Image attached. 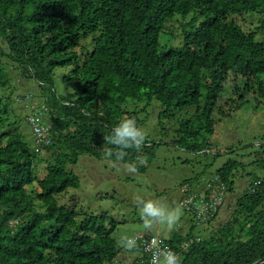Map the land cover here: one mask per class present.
Masks as SVG:
<instances>
[{"label":"trees","instance_id":"16d2710c","mask_svg":"<svg viewBox=\"0 0 264 264\" xmlns=\"http://www.w3.org/2000/svg\"><path fill=\"white\" fill-rule=\"evenodd\" d=\"M192 12L181 44H162L164 22ZM245 14L259 15L260 24L244 29L237 17ZM263 30L264 0H0V264L116 263L121 250L112 236L115 221L107 226L105 214L79 220L74 209L59 204L58 195L81 184L70 166L81 155L99 158L113 147L103 138L121 120L132 117L139 124L136 112L124 107L129 100L156 99L163 116L186 110L177 145L202 151L222 118L217 115L228 113L224 91L264 99ZM58 67H70L63 79L75 83V98L53 90ZM13 69L34 79L41 95L53 91L37 99L39 107L47 104L40 121L51 132V143L40 151L18 127L22 119L12 103L32 92L13 100V91L7 92ZM125 151L120 162L144 169L136 162L139 151ZM38 160L47 161L43 177L36 174ZM259 160L264 167V156ZM240 164L229 159L216 171L230 192ZM250 176L229 218L209 235L167 239L174 250L188 243L181 264H253L264 258V176ZM34 183L40 189L35 196L27 188ZM193 216L192 228L200 226ZM137 248L141 256L134 264L145 256Z\"/></svg>","mask_w":264,"mask_h":264},{"label":"rangeland","instance_id":"374dc122","mask_svg":"<svg viewBox=\"0 0 264 264\" xmlns=\"http://www.w3.org/2000/svg\"><path fill=\"white\" fill-rule=\"evenodd\" d=\"M193 16L192 12L186 16L175 14L168 18L160 33L161 43L167 46L180 45L183 32L191 28L190 21ZM237 20L246 30L260 24L259 15L245 14L238 16ZM260 33L258 37L263 38L264 30ZM0 44L4 46L1 38ZM69 70L70 67L56 68L53 90L58 95L75 98V83L63 79ZM9 76L10 89L7 92L13 91V100L19 92L30 91L36 99L44 101V96H50L53 92L46 90L45 95H41L35 80L24 77L20 70L13 69ZM233 77V75L230 77L229 84ZM222 94L224 111L228 113L225 116L217 115V118H222L215 126V133L209 138L210 143L202 151L194 152L177 145V128L179 121L187 117L186 110L174 111L163 116L164 107L156 99L129 100L124 107L136 112L140 119L138 126L147 133L146 142L140 149L139 159L136 161L138 163L142 159L144 163L138 164L144 165V169L137 167L136 172H130L126 168L129 163L112 160L105 154L99 158L81 155L78 163L70 166L79 175L81 184L78 188H69L58 195L59 204L74 209L79 220L91 214L98 216L105 214L107 226L111 227V220L115 221L116 228L112 236L121 251L114 264H134L141 255V250L137 247L127 251L120 246L122 236H132L138 231H150L165 239L173 234L193 233L203 237L209 235L229 218L237 197L250 186L252 181L250 175L254 173L260 177L264 176V167L259 160L264 156V99L253 93H246L244 98H240L239 94L233 96L231 91H224ZM24 105L16 101L12 103L15 113L22 119L18 125L19 130L33 147L35 143L33 130L25 120V116L31 113V110ZM192 110L190 109V112ZM45 153L40 152V155L46 156ZM229 159L241 163L235 171V186L232 192L227 190V186L220 179H214L217 169ZM46 165L47 161L38 160L36 174L39 177L44 176ZM196 181H201L202 184L207 181L205 191L199 187L195 188L197 195H209L212 190L224 185L226 200L215 220L192 228L190 213L181 207L179 199L182 194L192 195ZM209 182L213 184L211 188L207 186ZM27 188L33 196L40 191L36 183ZM184 188L185 192L182 193L181 189ZM149 199L163 202L169 207L177 205L181 207V218L173 230H168L163 225H156L151 230L145 228L140 215L139 201ZM36 203L38 209H44L42 202ZM228 205H231L230 208Z\"/></svg>","mask_w":264,"mask_h":264},{"label":"clouds","instance_id":"9594fccd","mask_svg":"<svg viewBox=\"0 0 264 264\" xmlns=\"http://www.w3.org/2000/svg\"><path fill=\"white\" fill-rule=\"evenodd\" d=\"M103 139L105 145L113 146L105 147V155L109 158L115 156L116 161H123L127 155L126 149L135 148L140 151L146 142L147 133L137 125L135 118L129 117L121 120L112 129V133ZM138 163L142 164L144 161L141 159ZM137 167L136 163L126 165L130 172H136ZM139 205L141 219L147 230L153 229L156 225H163L168 230H173L182 215V209L179 205L169 207L163 202L151 199L141 200ZM120 246L131 251L137 247V241L132 236H122ZM150 264H181V260L179 255L170 249L156 247L152 250Z\"/></svg>","mask_w":264,"mask_h":264},{"label":"built area","instance_id":"2783aa9c","mask_svg":"<svg viewBox=\"0 0 264 264\" xmlns=\"http://www.w3.org/2000/svg\"><path fill=\"white\" fill-rule=\"evenodd\" d=\"M16 100L22 104H25L30 108L31 113H28V121L31 124L33 134L35 136V146L36 150L40 151L44 146H47L51 143V132L50 126L45 123H41V117L43 112H47V104H42L38 106V101L30 93H21L17 95ZM218 180L217 177L214 178ZM186 186V185H185ZM208 187H212V182L207 183ZM184 187V186H183ZM182 187V188H183ZM196 187H199L202 191H205V185H196L192 189V195L180 197V203L182 206L188 210L189 213H192L198 225H203L209 223V221L217 215L222 204L225 202L226 193L224 185L218 187L215 190H212L208 195V191L205 194L207 195H197ZM182 193L185 192V188L181 189ZM225 198V199H224ZM137 241V247L142 249L144 257L138 260L137 264H150L152 257V250L156 247L167 248L171 251L177 253L180 257V260H183L184 250L187 249V244L181 249L174 250L172 245L165 239L163 236L151 233L149 231H138L132 235Z\"/></svg>","mask_w":264,"mask_h":264},{"label":"water","instance_id":"95a60500","mask_svg":"<svg viewBox=\"0 0 264 264\" xmlns=\"http://www.w3.org/2000/svg\"><path fill=\"white\" fill-rule=\"evenodd\" d=\"M264 262V258L263 259H260V260H258V261H256L255 263H253V264H260V263H263Z\"/></svg>","mask_w":264,"mask_h":264},{"label":"crops","instance_id":"0c3cea01","mask_svg":"<svg viewBox=\"0 0 264 264\" xmlns=\"http://www.w3.org/2000/svg\"><path fill=\"white\" fill-rule=\"evenodd\" d=\"M140 256H141V255H140ZM140 256H139V257H140Z\"/></svg>","mask_w":264,"mask_h":264}]
</instances>
